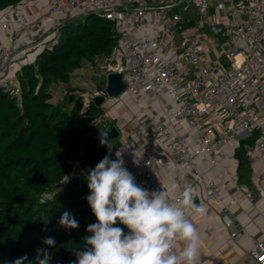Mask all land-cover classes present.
I'll return each instance as SVG.
<instances>
[{
  "label": "built area",
  "instance_id": "obj_1",
  "mask_svg": "<svg viewBox=\"0 0 264 264\" xmlns=\"http://www.w3.org/2000/svg\"><path fill=\"white\" fill-rule=\"evenodd\" d=\"M44 2L48 15L33 19V7ZM89 16L114 23L118 41L95 74L99 82L106 79L103 90L93 87L86 100L146 101L134 112L143 134L117 149L124 167L150 192L168 187L172 176L179 192L187 184L180 177L193 175L205 202L220 205L223 225L232 229L237 201L222 194L211 173L233 160L242 142L248 159L264 163V0H23L0 11L6 35L0 41V89L20 96L17 75L34 63L24 54L41 49L37 58L58 43L61 27ZM23 37L31 40L20 50ZM114 73L122 74L126 88L111 98L108 77ZM98 120L103 131L111 129L110 121ZM93 168L76 165L69 178ZM250 255L264 264V240H251Z\"/></svg>",
  "mask_w": 264,
  "mask_h": 264
},
{
  "label": "trees",
  "instance_id": "obj_2",
  "mask_svg": "<svg viewBox=\"0 0 264 264\" xmlns=\"http://www.w3.org/2000/svg\"><path fill=\"white\" fill-rule=\"evenodd\" d=\"M22 1L0 0V11ZM60 32L64 36L57 44L18 73L20 96L0 89V264L25 254L35 264L41 248L51 254L49 264H73L78 251L91 247L84 238L92 233L86 229L97 221L86 200L87 174L69 177L76 165L95 167L105 155L115 158L92 133L93 120L103 115L96 102L83 113L85 103L72 104L71 95L58 104L51 101L56 84H69L77 70L95 67L111 54L118 41L114 23L89 16ZM107 140L117 149L123 145L116 138ZM237 157L241 169L248 163L243 142ZM65 176L67 182L61 183ZM65 211L78 228L59 224ZM115 226L121 228L119 222ZM47 237L55 239L54 247L43 243Z\"/></svg>",
  "mask_w": 264,
  "mask_h": 264
},
{
  "label": "clouds",
  "instance_id": "obj_3",
  "mask_svg": "<svg viewBox=\"0 0 264 264\" xmlns=\"http://www.w3.org/2000/svg\"><path fill=\"white\" fill-rule=\"evenodd\" d=\"M108 131H101V146L112 145L107 140ZM116 159L105 155L86 177L90 194L86 197L96 223L87 226L92 235L85 237L91 247L76 253L73 264H199L200 236L196 225L186 212L203 215L206 208L197 205L193 188L185 184L175 198V177H170L168 187L149 191L138 185L135 177L124 167L122 153ZM139 163V159L133 161ZM65 176L63 182H67ZM119 222L129 231L115 225ZM59 224L76 229L79 222L67 211ZM43 243L54 247L56 241L47 237ZM51 254L44 248L37 250L35 264H49ZM33 264L25 254L12 264Z\"/></svg>",
  "mask_w": 264,
  "mask_h": 264
},
{
  "label": "crops",
  "instance_id": "obj_4",
  "mask_svg": "<svg viewBox=\"0 0 264 264\" xmlns=\"http://www.w3.org/2000/svg\"><path fill=\"white\" fill-rule=\"evenodd\" d=\"M44 4L45 2L40 7H33V19L40 20L43 16L48 15L46 14V6ZM40 28H45V26L41 23ZM20 34L21 32L16 34V37L20 36ZM3 37H5L4 34L0 32V41ZM20 40L18 44L23 45L25 41H30L31 39L29 37H23ZM20 62L17 64L20 65ZM99 62H102V60L100 59L98 63ZM85 69L86 66L77 70L73 74L69 84H56L52 89L53 97L54 93L56 94V92L61 91L62 88L63 90L67 88V91H64V99L75 92L82 94L79 90L75 89L74 84L83 85L85 81H89ZM76 77L77 79H75ZM83 96L86 99L88 98V96ZM121 98L126 101L128 100L126 106L132 103L130 107L132 106L135 111L137 104H140L141 107L146 104L144 100H140L138 103V98L129 99L127 96H122ZM111 101L113 100H110V102ZM59 103H61V101ZM106 104L107 103H104V105ZM125 107L121 110L122 114L117 116H120L117 125L120 132L119 138L122 143H124L129 136L139 139L143 134V130L138 121L134 119L133 108L130 109L129 107L127 109ZM101 109L103 111L105 110L103 108ZM108 117L109 113H105L100 118L109 120L110 118ZM117 117L114 116L113 119L115 120ZM93 127L95 126L93 125ZM234 148V145L228 147L230 151H234ZM234 153L233 160L222 161V169L218 172L214 171L211 173V176L215 178L222 194L226 198L235 199L237 201V205L233 209L235 226L232 229L224 227L220 205L205 202L204 191L202 187L198 185L195 177L191 174H183V176L180 177L187 184L192 186L195 203L197 205H203L206 208V212L202 216L194 213L189 216L196 225L200 236L199 264H259L251 257L250 250L251 240L253 238L264 240V163L258 158L248 159V163L240 169L237 148ZM201 166L204 171L210 169V165L206 160L202 161ZM169 183L170 181L167 183L168 186ZM177 192L178 190L173 192V194ZM186 214L189 215L188 212H186ZM235 231H237L238 234L236 237L232 238L231 234Z\"/></svg>",
  "mask_w": 264,
  "mask_h": 264
},
{
  "label": "rangeland",
  "instance_id": "obj_5",
  "mask_svg": "<svg viewBox=\"0 0 264 264\" xmlns=\"http://www.w3.org/2000/svg\"><path fill=\"white\" fill-rule=\"evenodd\" d=\"M81 19H79V20H77V21H80ZM4 38H6V35L4 34ZM59 36V38L56 40V42H58L59 40H61L62 39V37L64 36L63 35V32H60V34L58 35ZM53 37V36H52ZM54 38H52V43H54L55 42V40H53ZM220 43H222V41L220 42ZM49 44V43H48ZM48 44H44V46H48ZM25 43L23 44V45H19L18 44V46L20 47V50L21 49H26L29 45H25ZM35 45V44H34ZM33 46V45H32ZM41 48V47H40ZM40 51H41V49H40ZM39 51V52H40ZM36 49H31V50H29V52L28 53H26V54H24L25 55V57L27 58V59H29V60H31L32 62H34L35 61V58H36V53H39ZM102 60V62H100V64L99 63H97V65L95 66V67H92V66H90V65H87L86 66V75L88 76V82L87 81H85V84H77V83H75L74 84V87H75V89L76 90H79L83 95H85V96H88V98L87 99H89V95L90 96H92L93 95V92L91 91V89L93 88V87H97V88H100L101 90H103V88H101V83L102 82H104L106 79L104 78V79H102V81H98V79L94 76L95 74H96V72H97V70H100L101 69V66H103V65H105L106 64V61L104 60V59H101ZM88 71V72H87ZM75 79H77V77L75 78ZM92 87V88H91ZM94 89V88H93ZM67 91V88H65L64 90H63V88L61 89V91H58V92H56V94L54 93V97H53V100H51L54 104H57V103H59L60 101L62 102V101H64V100H62V99H64V96H65V94H64V91ZM69 93V92H68ZM79 95L77 92H75V93H73L71 96L73 97V101H72V104L73 103H75L78 99H81L82 100V102L84 103V102H87V104H88V107L86 106V108H85V110L83 111V113L84 112H86V111H88V109H89V107H90V105H92V104H94V103H91L90 101H88V100H86V98H84V96L83 95ZM80 96H83V97H80ZM129 99H131V97H128ZM111 100H113V101H111L110 102V100H105L104 101V103H107L106 105H104V103H103V107H101V108H103V109H105L104 111H103V114H105V113H109V117L108 118H110L108 121H110V126H113V127H117L118 128V120H119V118H120V116L119 117H117L119 114H122V112H121V110H123V108L126 106V103L128 104V100L126 101L125 99H123V98H120V99H118V100H115V98L114 99H111ZM95 101V100H94ZM132 104V103H131ZM131 104H129L128 106H126L125 108H129L130 107V105ZM122 108V109H121ZM131 108H133L132 106L130 107V109ZM129 109V110H130ZM135 109H136V107H135ZM133 110H134V108H133ZM132 110V111H133ZM134 112H135V110H134ZM114 116H116L117 117V119H113L114 118ZM112 119V120H111ZM98 121H100V120H98V119H94L93 120V123H92V125H94V126H96V127H92V133H93V135H95V136H98V135H100L101 133V131H103V129H102V126H101V122H98ZM114 123H116V124H114ZM113 127H111V129L113 128ZM116 140L118 141V140H120V138H116Z\"/></svg>",
  "mask_w": 264,
  "mask_h": 264
},
{
  "label": "water",
  "instance_id": "obj_6",
  "mask_svg": "<svg viewBox=\"0 0 264 264\" xmlns=\"http://www.w3.org/2000/svg\"><path fill=\"white\" fill-rule=\"evenodd\" d=\"M125 88H126V85L123 81L122 74L114 73V74L109 75L107 92L111 98L122 95ZM104 101H105L104 97L96 98L95 99L96 106L101 108ZM119 135H120L119 129L117 127H113L112 129L108 131L107 139L108 138H119ZM110 150L113 153H116L117 147H111Z\"/></svg>",
  "mask_w": 264,
  "mask_h": 264
}]
</instances>
